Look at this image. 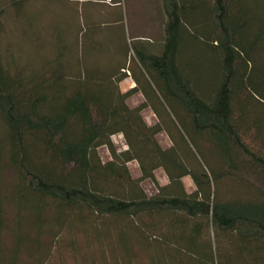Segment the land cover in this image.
Here are the masks:
<instances>
[{
	"label": "trees",
	"instance_id": "trees-1",
	"mask_svg": "<svg viewBox=\"0 0 264 264\" xmlns=\"http://www.w3.org/2000/svg\"><path fill=\"white\" fill-rule=\"evenodd\" d=\"M160 1V54L137 45L107 74L78 53L26 65L0 49V264H264V0Z\"/></svg>",
	"mask_w": 264,
	"mask_h": 264
},
{
	"label": "rangeland",
	"instance_id": "rangeland-1",
	"mask_svg": "<svg viewBox=\"0 0 264 264\" xmlns=\"http://www.w3.org/2000/svg\"><path fill=\"white\" fill-rule=\"evenodd\" d=\"M25 1L18 15L8 6L11 0H0V12H4L0 19V49L5 62H21L26 65L51 62L59 51H64L65 61L70 62L71 57L75 58L78 53L84 62H93L102 73L107 74L115 69V62H132L133 48L137 45L151 53L160 54L166 20L160 0ZM91 28L96 35L95 46L89 42ZM82 32L84 35L80 36ZM200 52H203L201 48L187 38L182 48L181 65L185 74L194 81L200 76ZM133 86L134 82L129 76L119 84L123 93ZM143 100V95L138 94L130 99L129 104L135 107ZM143 117L148 125L156 123V117L150 109L143 112ZM112 140L119 150H126L121 135L114 136ZM158 141L163 148L171 145L166 134L159 135ZM99 154L104 162L110 160L106 148L99 149ZM129 169L134 178L140 177L137 163L129 164ZM155 177L160 186L168 183L163 170L156 171ZM183 182L188 192L194 191L193 182L189 178ZM142 186L149 196L156 193L157 188L153 182L145 181ZM70 261L66 264H75Z\"/></svg>",
	"mask_w": 264,
	"mask_h": 264
},
{
	"label": "crops",
	"instance_id": "crops-1",
	"mask_svg": "<svg viewBox=\"0 0 264 264\" xmlns=\"http://www.w3.org/2000/svg\"><path fill=\"white\" fill-rule=\"evenodd\" d=\"M134 87V86H133Z\"/></svg>",
	"mask_w": 264,
	"mask_h": 264
}]
</instances>
